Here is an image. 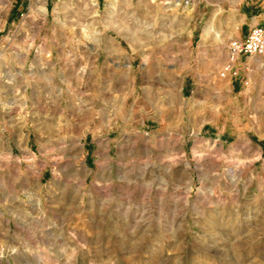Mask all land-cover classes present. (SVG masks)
<instances>
[{"label": "rangeland", "instance_id": "rangeland-1", "mask_svg": "<svg viewBox=\"0 0 264 264\" xmlns=\"http://www.w3.org/2000/svg\"><path fill=\"white\" fill-rule=\"evenodd\" d=\"M261 2L0 0V264H264Z\"/></svg>", "mask_w": 264, "mask_h": 264}, {"label": "built area", "instance_id": "built-area-1", "mask_svg": "<svg viewBox=\"0 0 264 264\" xmlns=\"http://www.w3.org/2000/svg\"><path fill=\"white\" fill-rule=\"evenodd\" d=\"M258 57H264V25L261 24L250 27L245 37L234 38L229 41L228 57L219 70V76L238 80L241 78L238 62H243L245 72L247 73L251 69L248 59ZM243 83H249L247 77Z\"/></svg>", "mask_w": 264, "mask_h": 264}, {"label": "bare ground", "instance_id": "bare-ground-1", "mask_svg": "<svg viewBox=\"0 0 264 264\" xmlns=\"http://www.w3.org/2000/svg\"><path fill=\"white\" fill-rule=\"evenodd\" d=\"M35 3L33 4V8L36 12H41L44 13L45 12V7L44 5L41 4V0H34Z\"/></svg>", "mask_w": 264, "mask_h": 264}, {"label": "crops", "instance_id": "crops-1", "mask_svg": "<svg viewBox=\"0 0 264 264\" xmlns=\"http://www.w3.org/2000/svg\"><path fill=\"white\" fill-rule=\"evenodd\" d=\"M255 3V2H254ZM262 3V8H264V0H263V2H261ZM257 24H261V25H264V19H257V22H256ZM248 32V31H247ZM246 32V33H247ZM246 35V34H245ZM245 35H243V36H239V37H236V38H243V37H245Z\"/></svg>", "mask_w": 264, "mask_h": 264}]
</instances>
